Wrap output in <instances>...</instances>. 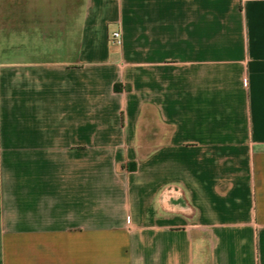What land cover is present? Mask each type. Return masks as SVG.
Here are the masks:
<instances>
[{
    "label": "crops",
    "instance_id": "0c3cea01",
    "mask_svg": "<svg viewBox=\"0 0 264 264\" xmlns=\"http://www.w3.org/2000/svg\"><path fill=\"white\" fill-rule=\"evenodd\" d=\"M0 264H264V0H0Z\"/></svg>",
    "mask_w": 264,
    "mask_h": 264
},
{
    "label": "built area",
    "instance_id": "2783aa9c",
    "mask_svg": "<svg viewBox=\"0 0 264 264\" xmlns=\"http://www.w3.org/2000/svg\"><path fill=\"white\" fill-rule=\"evenodd\" d=\"M111 40L116 44L120 45L122 43L121 34L119 31L115 30L111 34Z\"/></svg>",
    "mask_w": 264,
    "mask_h": 264
},
{
    "label": "trees",
    "instance_id": "16d2710c",
    "mask_svg": "<svg viewBox=\"0 0 264 264\" xmlns=\"http://www.w3.org/2000/svg\"><path fill=\"white\" fill-rule=\"evenodd\" d=\"M118 88H119L118 85L115 84V89H118Z\"/></svg>",
    "mask_w": 264,
    "mask_h": 264
}]
</instances>
